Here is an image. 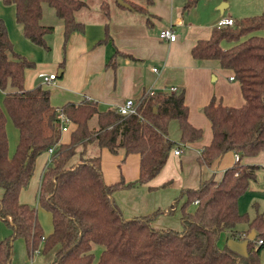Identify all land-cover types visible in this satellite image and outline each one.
Returning <instances> with one entry per match:
<instances>
[{
  "label": "trees",
  "instance_id": "16d2710c",
  "mask_svg": "<svg viewBox=\"0 0 264 264\" xmlns=\"http://www.w3.org/2000/svg\"><path fill=\"white\" fill-rule=\"evenodd\" d=\"M2 1L14 6L15 20L24 36L46 49L50 48L46 35L53 26L40 23L43 2L62 19L63 47L71 32L83 28L75 12L86 6L84 0ZM151 1L144 0L147 4ZM197 1L186 0L182 9L191 8ZM126 2L132 9L141 10L133 2ZM100 6L105 10V0ZM232 20L230 25L213 26L208 38L195 41L191 53L196 58H217L221 66L231 68L243 96L240 105H232L213 94L203 105L211 138L201 148L197 161L209 165L228 150L238 152V158L224 168L219 179L210 175L196 187L181 188L166 208L124 216L113 191L145 182L159 171L169 150L177 144L168 134L170 120L178 121V141L184 145L202 134V128L187 118L184 88L143 95L136 112L126 115L114 107L99 110L89 98L56 107L49 101L48 88L39 84L24 86V69L34 61L13 48L0 18V88L4 90L0 104V218L10 228L0 237V264H13L16 237L24 239L29 254L39 243L45 253L57 244L46 264H262L259 251L264 248L263 215L239 212L237 198L259 167L241 158L264 149V10ZM222 41L229 44L225 46ZM59 112L76 124L68 142L60 141ZM7 115L18 129V140L10 155ZM93 117L95 124L91 125ZM91 145L97 150L88 154ZM103 146L112 152H138L136 179L105 182L100 167ZM48 147L53 151L42 170L37 193L38 202L51 214L52 229L44 235L36 206L20 201L18 194L29 181L36 155ZM182 197L180 229L151 224L157 214L173 212ZM191 203L193 207L188 210ZM239 222H246V228H236ZM250 228L258 234L247 241L245 255L226 242L218 243L223 230L228 237L243 239ZM96 245L101 246L98 255L94 252Z\"/></svg>",
  "mask_w": 264,
  "mask_h": 264
},
{
  "label": "crops",
  "instance_id": "0c3cea01",
  "mask_svg": "<svg viewBox=\"0 0 264 264\" xmlns=\"http://www.w3.org/2000/svg\"><path fill=\"white\" fill-rule=\"evenodd\" d=\"M84 1L86 6L75 12V18L83 24V28L71 32L65 47L62 46V19L56 16L47 3L41 4L40 23L53 26V31L46 35L50 45L46 49L24 36L21 26L15 20L14 6L0 0V18L5 23L13 48L34 61L24 69V86L39 84L48 88L49 101L56 107L67 101L79 102L89 98L96 102L99 110L116 108L127 97L137 99L149 88L155 91H165L170 86L184 88L187 118L193 125L202 128V134L185 145L177 141L169 150L162 167L147 181L113 191V198L124 216L148 213L157 207L166 208L181 188L196 187L210 175L219 179L224 168L236 160L235 152L228 150L209 165L199 164L197 156L211 138L210 121L202 107L213 94L223 103L232 105H240L243 96L238 80L230 77L233 75L231 68L221 66L217 58L194 57L191 46L198 39L208 38L212 27L217 26V21L222 17H241L263 11L264 0H234L233 3V0H198L186 10L182 9L186 0H152L148 4L144 0H126L140 6L141 10L121 7L115 0H105L106 7L103 10L100 6L102 0H93L91 3ZM222 2L225 5L219 9ZM167 25L175 33L174 40L168 41L158 36L160 28ZM222 44L226 46L229 41H222ZM153 66L157 70H153ZM52 71L56 72V76L48 83L42 82L41 75ZM3 95L4 90L0 88L1 105ZM174 120L171 119L169 124L176 126L179 134L178 121L175 123ZM90 124H95L94 117ZM75 125L69 120L67 129L61 131L60 141H69ZM5 129L7 152L10 155L18 140V129L8 115ZM174 148H178L179 152L174 153ZM96 150L97 147L91 145L87 153L93 154ZM50 155L48 149L36 155L29 181L19 191L20 201L41 206L37 193L42 170ZM241 161L256 163L259 167L245 191L238 196L237 208L249 216L261 212L264 218V149L244 155ZM185 162L189 164L188 174L184 170ZM100 167L105 182H114L120 178L123 181L134 180L139 173V153L131 151L125 154L122 149L112 152L103 146L100 148ZM49 216L51 222L50 212ZM175 220L169 213L161 212L153 217L151 224L180 229L181 225ZM4 224V229L10 231L9 226ZM236 228L245 229L246 222L237 223ZM51 229L52 222L46 233ZM21 238L16 237L14 243ZM21 240L24 242L23 238ZM55 247L45 253L41 262H33L31 258L29 263L22 262L13 251L12 262L46 264ZM100 248V245L95 246L96 255ZM259 258L264 264V248L259 251Z\"/></svg>",
  "mask_w": 264,
  "mask_h": 264
},
{
  "label": "rangeland",
  "instance_id": "374dc122",
  "mask_svg": "<svg viewBox=\"0 0 264 264\" xmlns=\"http://www.w3.org/2000/svg\"><path fill=\"white\" fill-rule=\"evenodd\" d=\"M86 1L91 3L93 0H86ZM233 2H234V0L232 1V3ZM257 13H260V11ZM236 17H239V16H236ZM0 103H1V101H0ZM174 122L176 123V120H174ZM168 131H169V134L172 136V137L171 136L170 137L173 138L174 140L178 141V135L179 134H178V130H177L176 126L169 124ZM183 164H184V170H185L186 174H188L187 167L189 164L187 162H185ZM183 198L184 197L179 199V201L175 205V209L173 210V212L169 213L172 218L176 219L175 221L177 222V224H179V226L181 225L180 219H179V214L181 213L180 203H181ZM192 207H193V204L191 203V204L187 205L186 208L188 210H191ZM36 208H37V217H38V220L41 224L43 234L46 235L47 234L46 232L50 228V223H51L49 212H48V210H46V208H44L42 206H40V207L37 206ZM4 228H6V226H5L4 222L0 219V231L2 232V233H0V237H3L9 233V230L6 231ZM227 238H228V234L226 233V231H224V230L221 231V233L218 237V243L223 244L224 242H226ZM21 239L19 240V242H16V243H14V241H13V251H15V255H17L22 260V262L29 263V262H31L29 260L30 258L33 259V262H41L44 255H45V252H43L41 250V243H39L37 249L33 250V252L31 253L32 256H30L27 254L25 243Z\"/></svg>",
  "mask_w": 264,
  "mask_h": 264
},
{
  "label": "built area",
  "instance_id": "2783aa9c",
  "mask_svg": "<svg viewBox=\"0 0 264 264\" xmlns=\"http://www.w3.org/2000/svg\"><path fill=\"white\" fill-rule=\"evenodd\" d=\"M232 21H233L232 20V17H230V16L222 17V18H220L217 21V26L230 25L232 23ZM158 36L161 39L171 41V40H174L175 33L172 30L171 26L170 25H167L165 27L160 28V30L158 32ZM152 69L153 70H157V67L156 66H153ZM55 76H56V72L55 71H52V72L47 73V74H42L41 75L42 82L48 83L50 81V79L51 78H54ZM230 77L232 78L233 75H231ZM176 88H177L176 86H170L165 91L175 90ZM156 92L157 91H155L154 89L149 88L146 91H144L140 95V97H138L137 99L136 98H133V97H127V98H125V100L123 102L119 103L116 106V110L120 114H122V115L130 114V113H135L136 112L137 103L140 100L141 96H143V95H154ZM59 117H60V122H61V125H60L61 131L67 129V123L69 122L68 117L64 116V114L62 112H59ZM47 149L52 153L53 147H48ZM173 151H174V153H178L179 152V149L178 148H174ZM237 158H238V152H235V159H237ZM195 201H196V199H195ZM41 238L43 239L44 238V235H41ZM257 241L258 242H261L262 241V238H258Z\"/></svg>",
  "mask_w": 264,
  "mask_h": 264
},
{
  "label": "water",
  "instance_id": "95a60500",
  "mask_svg": "<svg viewBox=\"0 0 264 264\" xmlns=\"http://www.w3.org/2000/svg\"><path fill=\"white\" fill-rule=\"evenodd\" d=\"M115 1L121 7L131 8L130 5L125 0H115ZM224 5H225V2H222L220 4L219 9H221ZM59 72L60 70L58 71V73ZM257 234H258V231L255 228H250L243 239L228 237L226 240V244L233 250L245 255L247 253V250H246L247 241L249 239L254 238Z\"/></svg>",
  "mask_w": 264,
  "mask_h": 264
}]
</instances>
